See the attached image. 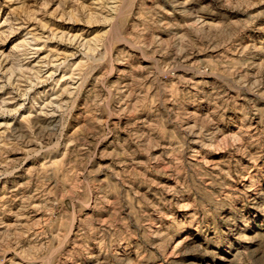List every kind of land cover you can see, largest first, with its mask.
I'll return each mask as SVG.
<instances>
[{
  "label": "clouds",
  "instance_id": "9594fccd",
  "mask_svg": "<svg viewBox=\"0 0 264 264\" xmlns=\"http://www.w3.org/2000/svg\"><path fill=\"white\" fill-rule=\"evenodd\" d=\"M165 5H170L171 11ZM254 6L251 0H151V7L146 8L145 0H95V17L82 13L81 22L106 23L111 31V22L136 16V23L142 22L143 27L130 30L142 41L141 54L152 63L147 68L130 67L120 72L121 79L132 78L127 87L113 84L107 79L118 71L113 65H130L135 63L133 57L118 49L113 56L107 49L100 51L103 45L88 47L89 42L82 37L72 38L87 60L76 66L71 79L82 83L81 72L87 66L89 72L106 73L99 79L93 77L96 87L87 95L89 123L96 130L91 141L65 134L75 97L62 101L57 96L53 105L51 101L38 102L42 100L39 95L29 96L34 88L29 76L39 73L21 69L36 54L33 45L39 37L28 38L26 34L25 40L3 53V64L11 61V65L0 76V91L10 85L11 92L0 105V115L13 117L15 123L19 109L31 100L33 117H25L16 128L4 124L0 180L16 173L24 162L34 160L37 167L24 187L35 185L36 191L22 198L26 201L23 208H30L31 201L39 198L40 208L50 214L47 227L39 226L27 240L22 237L33 231L31 224L19 232L6 230L0 242V264H176L168 259L169 246L175 236L193 230L201 237L197 250L202 255L209 254L210 248L216 250L207 264H264V238H256L253 244L247 242L252 237L245 235L252 226L245 208L259 204L264 210V164L259 163L264 158V46L242 43L241 34L248 26L243 21L234 22L225 16L220 23L208 24L204 19L219 8L242 11L249 20L264 15L249 12ZM189 19L195 23H188ZM15 24L27 27L24 17ZM17 30L15 25L10 26L0 44ZM145 32L150 36L146 41ZM157 33L167 38L161 39ZM201 50L212 58L193 59ZM229 53H235L236 58ZM65 65L72 68L68 57L59 61V66ZM43 67L41 63V70ZM177 70L214 76L219 83H212L207 92L200 86L206 81L195 82L184 76L177 77L175 85L166 83L163 78L175 77ZM10 74L16 76L15 81L8 80ZM55 86L53 81V89ZM249 93L252 99L237 110L244 112L245 121L254 120L257 127L255 131L241 127L238 135L227 137L226 142L220 125L232 122L228 109H235L237 100L247 98ZM16 100L21 103L15 104ZM202 100L207 101L206 115L189 111V107L205 111ZM9 103L15 106L9 108ZM138 113L145 114L144 118ZM45 116L56 119L45 120ZM113 117H120L123 127L120 122L112 123ZM109 137L110 143L114 141L111 153H105L111 156L109 166L97 167V148ZM160 141L165 142L163 155L171 157L169 175L174 178V186L151 202L135 195L129 181L134 177L136 154L149 145L160 146ZM194 143L199 145L198 150ZM220 151L228 155L221 163L206 167L209 155ZM10 152L24 155L10 160ZM253 169L261 171L254 173ZM234 180L243 187L234 188ZM9 203L11 200L0 197V212L7 210ZM41 237L47 239L40 242ZM9 251L15 253L11 258L7 256Z\"/></svg>",
  "mask_w": 264,
  "mask_h": 264
},
{
  "label": "rangeland",
  "instance_id": "374dc122",
  "mask_svg": "<svg viewBox=\"0 0 264 264\" xmlns=\"http://www.w3.org/2000/svg\"><path fill=\"white\" fill-rule=\"evenodd\" d=\"M95 0H0V39H4L6 30L15 25L18 27L17 31H14L8 36L4 44H0V76H3V72L11 65V61L7 65L3 64V53H7L12 49L14 44H20L28 38L38 36L33 45L35 55L31 56L22 65L21 71L24 73L35 74L39 73L38 76L30 75L29 78L34 81L33 91L29 93L30 97L37 95L42 97L40 103H47L51 101L53 105L57 103L56 97L62 101H73L74 107L71 115L68 119V127L65 129V134L69 136L80 135L91 141L96 135V130L89 123L90 117L87 109V95L95 87L93 77L99 79L106 73L89 72V67H84L81 72L82 83L77 80L71 79L73 70L78 65H84L87 57L83 51L77 48L76 44L71 42L72 38H83L84 41L89 42L88 47L92 44L103 45L100 51L103 52L105 49L113 56L117 55V49L120 53L131 55L135 63L128 64H116L113 65L114 71L112 75L107 76V79L113 84H123L126 87L132 83L131 77L120 78V72L129 71L132 68H147L152 63L151 60L145 59L141 54L140 44L142 41L139 37L130 29H137L143 27L142 22L136 23V16H127L126 19L121 21L111 22V31H109L110 25L106 23H88L84 24L81 21L84 19L82 13H87L89 18L95 17L97 10L92 8V4ZM236 2V0H233ZM255 5L249 9L251 13L264 12V3L259 0H251ZM63 5V7H62ZM82 6V7H81ZM145 7H151V0H145ZM171 11L170 5H165ZM136 12V9H133ZM175 15V14H174ZM227 16L234 22L243 21L248 26L244 28L241 34L242 43L244 45L255 43L257 47L264 46V15L255 16L252 20L246 13L228 8L215 9L211 14L205 15L204 19L208 24L220 23L223 17ZM20 17L25 18L27 27L16 25L15 22ZM28 17H34L33 19H27ZM188 23L194 24V19H189ZM161 39H166V34H160ZM60 36L61 39H45L48 36ZM144 40L150 38L149 33L143 34ZM135 45V47H134ZM90 54V53H89ZM233 59L236 58L235 53L227 54ZM66 57L69 58V62L72 64V68L67 66H59V61L64 60ZM208 53L201 50L197 53L193 59H211ZM255 62V61H254ZM41 63L44 67L41 70ZM255 71V70H250ZM19 74V73H17ZM48 76L49 79L45 80L44 77ZM184 76L186 79H190L195 82L206 81L200 86L203 91L207 92L211 90L212 83H219L214 76H197L191 72H184L183 70H177L175 77H167L165 82H171L175 85L176 78ZM16 76L10 74L8 77L9 81H15ZM39 80V83H35V80ZM53 81H56V86L53 89ZM0 83H3L0 80ZM77 83H80L79 89H76ZM179 87H184L180 85ZM187 87H191L188 85ZM75 89V90H74ZM192 91H195L193 88ZM11 92V86L0 91V105H3L4 98ZM77 92L79 95H77ZM229 95L233 93L229 92ZM247 98H240L236 102V108H229L227 115L232 117V122L228 124H221L220 127L223 130V139L227 142L226 138L229 136L238 135L241 127H247L251 131H255L257 127L256 122L245 121L243 119L244 112L238 111L242 106L247 105L248 101L252 99V94H246ZM21 103L20 100H16L15 104ZM135 103V99L132 100ZM202 105L205 106V111H196L194 108L189 107V111L194 112L197 116H204L207 114V101L202 100ZM31 100L19 109L15 123H13V117L0 115V137L4 134V124H11L12 128H16L20 123L23 122L25 117H33V112L30 108ZM14 104L9 103L7 107L12 108ZM2 111V107H0ZM141 119L144 118L145 114H137ZM45 120H54L56 117L45 116ZM120 122L123 127V121L120 117H113L112 123ZM196 121L193 120L194 124ZM111 126V125H110ZM163 132L164 130L161 129ZM123 135V133H122ZM112 137L107 140L101 141L97 148L99 155L97 156V167L109 166L111 160L110 155L105 153H111L114 147V141ZM69 143H71L69 141ZM164 141H160V146L151 147L150 145L145 148L144 151L138 152L134 157L136 167L134 168V177L129 181L132 188L135 189V195L143 197L148 201L155 202V198L159 197L164 189H169L174 186V178L169 175L172 169L170 167V156H164ZM107 145V147L105 146ZM197 150L199 145H193ZM204 151H208L205 149ZM24 155L23 152H10L8 158L10 160H16ZM228 155L227 151L213 152L208 157L206 167L211 168L213 164L221 163V161ZM151 157V160H150ZM165 161H168L166 163ZM55 162V161H54ZM260 164H264V158L259 161ZM43 162L41 161V165ZM37 165L34 160H28L23 163L22 167L17 169V172L12 176L0 180V197L11 200L8 204V209L4 212H0V242L3 240V236L6 230L17 232L21 228L33 225V231L27 232L22 237V240H27L39 231V226L47 227V217L50 214L49 211H44L40 208L42 201L39 198H35L31 201L30 208H23L26 203L23 197H29L33 192L36 191L35 185H30L25 188V183H28L29 176ZM216 171V169H212ZM119 172V166L116 169ZM261 170L253 169V172ZM99 176L100 173H97ZM103 179L107 180L108 177L104 176ZM248 182L247 177L244 180ZM234 188H242L243 185L233 182ZM211 187V185H209ZM127 187V184L125 185ZM11 193V196H9ZM133 195V193H129ZM170 197V193L168 194ZM191 210V209H189ZM87 215L91 216L92 212L88 209L84 210ZM245 215L248 220L251 221L252 226L245 233L246 236H251L252 239L247 241L248 243L255 244L256 238H264V210L259 207V204H249L245 208ZM80 219H83L81 214ZM106 219V217H105ZM159 222V221H157ZM5 226H8L6 229ZM77 231L76 226H73V233ZM47 237H41L40 242H43ZM72 239V237H69ZM201 242V237L195 233V231L185 232L181 235L175 236L172 244L168 249V259L174 260L176 264H207L208 261L212 260L211 253L216 251L214 248L209 249V254L202 255L198 250L197 246ZM3 254V247L0 246V255ZM15 255L14 252L9 251L7 256L9 258ZM134 255V253H133ZM17 260L19 256L15 257ZM167 264V261H165Z\"/></svg>",
  "mask_w": 264,
  "mask_h": 264
}]
</instances>
